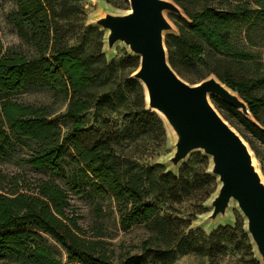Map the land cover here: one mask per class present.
<instances>
[{
    "label": "trees",
    "instance_id": "16d2710c",
    "mask_svg": "<svg viewBox=\"0 0 264 264\" xmlns=\"http://www.w3.org/2000/svg\"><path fill=\"white\" fill-rule=\"evenodd\" d=\"M171 1L188 23L179 27L178 35L166 38L169 65L177 75L191 71L187 77L191 82L213 75L237 94L253 120L218 100L227 112L224 118L249 144L254 140L264 146V130L253 122L259 121L264 110V0ZM56 4L57 8L53 0H15L11 21L37 55L31 59L18 54L2 56L0 43V159L16 145L30 144L27 164L56 173L69 154L71 163L92 178L96 192L113 198L123 230L152 223L164 244L153 250L150 239L146 240L143 253L114 263L100 241L86 237L76 218L66 214L69 205L64 190L47 181L27 192H21L22 185L16 183L6 190L0 175V258L7 264H173L188 253L206 255L213 242L224 237L234 243L241 264H261L242 224L219 226L206 235L188 225L177 231L174 220L164 215L159 204L178 203L187 190V177L165 171L160 163L143 164L119 149L140 134L151 133L160 140L165 133L162 119L145 106L136 78L127 80L135 93L127 113L110 117L116 107H122L115 105L117 97L106 86L121 63L107 62L101 43L92 49L69 44L62 22L75 7L67 0ZM127 58L137 69L138 57ZM35 82L62 95L67 100L65 112L49 119L44 108L10 99ZM89 110L106 117L86 127L82 116ZM62 121L71 122L63 134ZM237 230L239 239L234 235ZM45 236L65 251L66 263L46 245Z\"/></svg>",
    "mask_w": 264,
    "mask_h": 264
},
{
    "label": "rangeland",
    "instance_id": "374dc122",
    "mask_svg": "<svg viewBox=\"0 0 264 264\" xmlns=\"http://www.w3.org/2000/svg\"><path fill=\"white\" fill-rule=\"evenodd\" d=\"M56 1L53 0L54 7L57 8ZM75 7V11L63 20V28L68 32L69 44H79L85 49H92L93 46L102 44V52L107 62L115 61L121 63L118 71L110 77L106 89L116 96L115 111L110 117L117 114L122 116L127 113L133 102L135 93L132 91L131 84L127 80L134 78L136 69L133 61L127 57H137L122 40L109 43V34L103 27L102 20L109 17L118 19L125 17L130 10L128 0H67ZM176 6L177 11L164 10L162 13L167 28L162 31V42L165 48V41L168 35H178L179 27L188 23L186 15L171 0H165ZM16 10L15 0H0V43L2 46L1 55L10 56L18 54L21 57L31 59L36 57L37 52L34 48L24 41L18 34L16 27L11 21V15ZM116 74V75H115ZM191 71L182 72L177 75L186 85L196 87L201 81L191 82L187 77ZM215 79L213 75H208L204 80ZM203 81V80H202ZM140 83V81H139ZM141 84V83H140ZM119 85V87H117ZM142 85V84H141ZM120 88L121 91L118 90ZM143 88V98L145 99V89ZM239 97V96H238ZM140 98V94H139ZM20 104L32 105L37 108H44L49 114V119L65 112L67 100L59 94L51 92L47 87L39 83H32L21 93L10 98ZM240 99V98H239ZM209 105L217 114L228 124L233 132L240 138L245 148L254 161L256 173L264 181V146L257 141L251 140L249 144L241 132L224 118L227 114L219 106L221 100L213 93L206 95ZM240 101H242L240 99ZM245 110L238 109L249 119L251 115ZM249 114V115H248ZM101 117L94 110L84 113L82 120L86 127H93L101 121ZM253 120V119H252ZM258 127L264 130V110L259 113V121H253ZM164 125V123H163ZM62 134L71 126L70 121L59 123ZM164 136L158 140L153 134H140L133 142H124L120 147L122 154H126L140 161L143 164L160 163L165 171L175 175L182 173L187 177L186 192L180 200L174 203H160L164 215L171 221L177 231L184 226L188 229H200L206 235L214 231L219 226L233 227L242 224V231L248 236L254 257L263 264L262 257L257 253L248 227L247 220L238 207L234 199H229L222 210L214 211L215 200L219 195V179L213 172L214 162L210 155L206 154L201 148L190 151L186 157L171 167L173 156L177 152V142L168 133L164 125ZM32 145H16L10 154L0 159V175L4 177V188H9L16 183L22 185L21 192L32 190L37 184L47 181L57 185L65 191L67 195L68 207L65 210L69 216L76 218L77 224L85 233L86 237L100 241V245L105 255L114 263H122L133 256L143 253V242L150 239V249L159 250L164 242L158 237L156 226L149 224H135L129 229L123 230L120 226V212L113 198L109 195L99 194L93 186L92 178L88 179L81 170L71 163L69 154H66L61 161L60 172H48L35 170L27 164L29 150ZM206 174L210 178L206 177ZM216 214L217 218H213ZM236 239L240 233L235 231ZM46 245L54 252L55 256L66 263L65 251L52 239L45 236ZM214 246L204 256L193 253L178 256L173 264H241L239 255L234 250V243L229 238L220 237L213 242ZM6 259L0 258V264H7Z\"/></svg>",
    "mask_w": 264,
    "mask_h": 264
},
{
    "label": "water",
    "instance_id": "95a60500",
    "mask_svg": "<svg viewBox=\"0 0 264 264\" xmlns=\"http://www.w3.org/2000/svg\"><path fill=\"white\" fill-rule=\"evenodd\" d=\"M128 1L129 14L118 19L107 17L102 25L111 32L110 44L122 40L138 57L134 78L147 89V109L162 110L177 128L180 139L172 161H180L196 148L210 155L214 162L213 172L220 182L214 211L222 210L229 199H234L247 220L251 237L264 253V187L250 167L244 144L209 105L206 95L213 93L241 110L246 104L220 88L214 82H220L217 78L190 87L173 71L162 42V31L167 28L162 12L177 11L176 6L165 0Z\"/></svg>",
    "mask_w": 264,
    "mask_h": 264
},
{
    "label": "bare ground",
    "instance_id": "6f19581e",
    "mask_svg": "<svg viewBox=\"0 0 264 264\" xmlns=\"http://www.w3.org/2000/svg\"><path fill=\"white\" fill-rule=\"evenodd\" d=\"M127 14H129V11L127 12ZM107 32L110 35L111 32H110L109 29H107ZM214 82L217 85H219L220 88H222L223 90H225L231 97H233L234 99H237L238 101H240L239 97L234 92H232L231 90L227 89L225 86H223V84H221L217 80H215ZM144 89H145V99H146L147 107L149 108V95H148L147 89L145 87H144ZM243 105H242V107H243ZM153 110L162 119L165 127L168 130L169 135L171 136L170 138H174V140L178 143V141L180 139V134H179L177 128L175 127V125L170 121V119L168 118V116L162 110H159V109H153ZM243 110H245V109H243ZM247 154H248L249 164H250V167H251L252 171L257 175L258 182L264 187V181L256 173V168H255L254 161L252 160V158H251V156H250V154H249L248 151H247ZM176 164H177V162H174V161L171 162V167H174ZM219 189H220V182H219ZM217 217H219V216H217L216 214H213V218H217ZM254 244H255V247L257 249V253L262 257V260H263L264 259V253H263V251L259 248L258 243L256 241H254Z\"/></svg>",
    "mask_w": 264,
    "mask_h": 264
}]
</instances>
